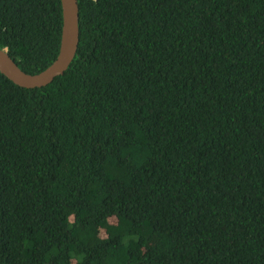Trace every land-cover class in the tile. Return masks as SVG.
<instances>
[{
    "label": "trees",
    "instance_id": "1",
    "mask_svg": "<svg viewBox=\"0 0 264 264\" xmlns=\"http://www.w3.org/2000/svg\"><path fill=\"white\" fill-rule=\"evenodd\" d=\"M78 5L64 75L0 72V264H264V0ZM62 27L61 0H0L28 74Z\"/></svg>",
    "mask_w": 264,
    "mask_h": 264
},
{
    "label": "water",
    "instance_id": "2",
    "mask_svg": "<svg viewBox=\"0 0 264 264\" xmlns=\"http://www.w3.org/2000/svg\"><path fill=\"white\" fill-rule=\"evenodd\" d=\"M63 27L60 51L56 60L44 71L32 75L20 69L6 50L0 49V72L24 88L45 87L64 75L74 60L80 41L78 0H61Z\"/></svg>",
    "mask_w": 264,
    "mask_h": 264
},
{
    "label": "rangeland",
    "instance_id": "3",
    "mask_svg": "<svg viewBox=\"0 0 264 264\" xmlns=\"http://www.w3.org/2000/svg\"><path fill=\"white\" fill-rule=\"evenodd\" d=\"M67 219H71V216L69 217L68 215H66Z\"/></svg>",
    "mask_w": 264,
    "mask_h": 264
}]
</instances>
